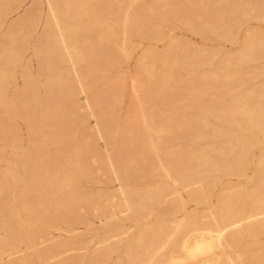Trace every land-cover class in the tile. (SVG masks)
<instances>
[{
  "label": "rangeland",
  "instance_id": "374dc122",
  "mask_svg": "<svg viewBox=\"0 0 264 264\" xmlns=\"http://www.w3.org/2000/svg\"><path fill=\"white\" fill-rule=\"evenodd\" d=\"M57 1L64 35L69 42L78 38L82 59L72 54L78 75L53 41L57 31L45 0H0V264H128V255L146 259L156 244L155 254L163 258L176 249L189 221L211 223V212L220 215L258 198L264 179L250 184L249 176L259 173L258 160L264 159L262 132L246 146L237 173L225 167L241 164L237 139L251 134L236 120L264 122V0ZM220 6L224 11L208 36L199 32L205 11ZM241 7L260 15L244 14ZM219 23L224 26L217 28ZM248 43L260 45L252 59L226 63ZM160 54L170 63L152 65V56ZM242 97L250 113L234 101ZM221 150L216 169L195 176L185 170ZM68 180L71 188L64 185ZM146 188L160 190L159 202L132 219L121 190ZM201 188V201L188 197ZM231 190L235 194L224 197L221 207V196ZM57 200L66 201L58 206ZM166 208L174 211L169 217ZM43 211L53 225L29 242L24 217ZM162 219L156 243L152 224ZM246 252L264 253V233L207 255H217L221 264H249ZM162 262L154 264H175Z\"/></svg>",
  "mask_w": 264,
  "mask_h": 264
},
{
  "label": "bare ground",
  "instance_id": "6f19581e",
  "mask_svg": "<svg viewBox=\"0 0 264 264\" xmlns=\"http://www.w3.org/2000/svg\"><path fill=\"white\" fill-rule=\"evenodd\" d=\"M217 1H220V0H217ZM226 1V0H225ZM229 1V0H228ZM60 2V1H59ZM151 2V1H150ZM93 4V3H92ZM224 4V3H223ZM221 4V5H223ZM236 4H239V3H236ZM45 5H46V10H47V13L48 15L50 16V18L53 20L54 22V25H55V28H56V31L55 33H53V41L54 42H58L60 44V49L62 50V55H65L66 57V60L68 62H71L70 63V67L72 69V71L74 72L75 75H78V72L79 70L76 69V63L74 61V59L72 58V54L75 53V55L77 56L78 55V58L77 59H82V56L80 54V51L78 49V46H77V43H78V38L75 36L71 37V42H69V39L67 36L64 35V29H65V26L62 25V19L60 17V15L63 13L62 12V8L60 9L61 6H59V3L57 0H45ZM158 5V4H157ZM247 5V4H246ZM245 5V6H246ZM192 6V5H191ZM226 6V5H225ZM232 6V5H231ZM239 6V5H238ZM222 6L220 7H217L215 9H211V10H207L205 11L206 13V17L204 18V21L203 23L200 25V28L198 29L199 32L205 34L206 33V36H208L207 33H209L207 30H210L212 29V26H213V23L214 21L216 20V18L222 13V10L221 9ZM251 7V6H250ZM101 8V7H100ZM106 8V7H105ZM208 8V7H207ZM206 8V9H207ZM211 8V7H210ZM209 8V9H210ZM214 8V7H213ZM232 8V7H231ZM205 9V8H204ZM227 10V8H226ZM237 10V9H236ZM241 11L244 12V14L246 13L247 15L250 14V15H253L254 17H258L257 14L258 13H255L252 12V9L251 8H244V7H241L240 8ZM238 11V10H237ZM98 12V11H97ZM226 12V11H225ZM241 12V13H243ZM204 13V14H205ZM224 13V12H223ZM231 13V12H230ZM227 14V13H226ZM242 14V15H244ZM100 15V14H99ZM138 15V14H137ZM260 15V14H258ZM48 16V17H49ZM50 19V20H51ZM94 19V18H93ZM51 20V21H52ZM138 19L135 18L133 20L134 23H137ZM130 21V20H129ZM223 21V20H222ZM83 22V21H82ZM221 22V21H220ZM224 23V22H223ZM223 23H219V25H217V28L219 27H222L224 26ZM124 24V23H123ZM215 24H216V21H215ZM132 25V24H131ZM188 25V24H187ZM232 25V24H231ZM67 26V25H66ZM134 26V25H133ZM125 27V26H124ZM166 27V26H165ZM80 28V27H79ZM128 28V27H127ZM133 28V27H132ZM129 29V28H128ZM126 30V29H124ZM133 31V30H132ZM136 31V30H135ZM50 33V32H48ZM47 33V34H48ZM98 33V32H97ZM51 35V36H52ZM102 35V34H101ZM49 37V35H47ZM232 36V35H231ZM228 37V36H227ZM70 38V37H69ZM89 38V37H88ZM229 38V37H228ZM247 38H250V37H247ZM87 41V39H85ZM123 41V39L121 40ZM248 41H250L248 39ZM88 43V42H87ZM261 43H264V42H261L260 41V44ZM94 44V43H93ZM105 44V43H104ZM88 45V44H87ZM100 46V45H99ZM264 46V45H262ZM261 46V48H262ZM59 47V46H58ZM98 47V46H97ZM258 47H260V45L258 44H247L244 49L242 50V52L236 57V58H233V59H227L226 60V63L227 64H230V63H233L235 61H243L244 59H252V56L253 54L255 53V50H258ZM95 48V47H94ZM112 48V47H111ZM123 48V47H122ZM121 53V52H120ZM100 54V53H99ZM111 54V53H110ZM114 54V53H113ZM92 57V56H91ZM152 65H156L158 64L159 65H164V63L168 60V58H166V56L164 55H154L152 56ZM62 58V57H61ZM64 59V58H62ZM176 61V59H174ZM43 61V60H42ZM88 61V60H87ZM129 61V60H128ZM234 61V62H233ZM45 62V61H43ZM182 63V61H180ZM170 62H168L169 64ZM189 63H195L194 61L191 60V62ZM196 63L197 60H196ZM167 64V65H168ZM178 64V63H177ZM184 64V62H183ZM225 64V63H224ZM187 65V64H186ZM186 65L184 66H181L182 68L186 67ZM108 66V65H107ZM170 66L169 67V76L172 75V77L175 75H173V70H174V64H173V60H172V65H168ZM176 66V65H175ZM225 66V65H224ZM69 67V66H68ZM88 67V66H87ZM109 67V66H108ZM178 67V66H176ZM180 67V68H181ZM188 67V66H187ZM157 68V67H156ZM119 69V68H118ZM176 69V68H175ZM187 69V68H186ZM158 69H156L157 71ZM160 70V69H159ZM147 72V74H153V72H151L150 70L146 69L145 70ZM155 71V72H156ZM165 72V71H164ZM160 73V72H159ZM159 73L157 75H159ZM167 74V73H166ZM80 76V75H79ZM167 76V75H166ZM169 79V78H167ZM171 79V78H170ZM169 79V80H170ZM212 81V80H211ZM202 89V88H200ZM58 90V89H57ZM59 91V90H58ZM87 98V97H86ZM59 99V98H57ZM237 105L239 106V108H241L242 110H244L245 113H250L251 110L249 108V104H248V101L246 98L242 97V98H238V99H235L234 100ZM87 102V101H86ZM53 103V102H52ZM60 105V104H59ZM237 106V107H238ZM234 109L233 108H228L225 112L228 113L229 115H232L234 113ZM225 113V114H226ZM159 117V116H158ZM154 119V118H153ZM161 119V117H160ZM157 121V120H156ZM143 122V121H142ZM150 122V121H149ZM158 122V121H157ZM108 123V122H107ZM145 123V121H144ZM152 123V122H151ZM155 124V123H154ZM159 124L162 126L164 123L163 121L159 122ZM98 125V124H97ZM145 125V124H144ZM236 125L244 130V131H249L251 134L249 135V137H245V138H238V142L240 143L239 146H241V149L242 152H240L241 154H238L239 156H236L237 158H239L241 160V164H239L238 162V159L235 158L236 162L238 163V165H234L233 167L232 166H226L225 169L231 173H237L240 168H242V163L244 164V161L246 159V152L245 150L246 149V146L248 144H254L256 142V137L257 135L255 134V132H262V134H264V122L259 121V119H252V118H249L247 119L246 121H243L242 120H239L237 119L236 120ZM191 127V126H190ZM156 131V130H155ZM252 133H254L255 135H253ZM161 135V134H160ZM137 139V138H136ZM139 140V139H137ZM154 146V145H153ZM179 147V146H178ZM166 148V147H165ZM164 149V148H163ZM167 150V149H165ZM165 150H162V152H164ZM172 150V149H171ZM218 152V151H217ZM229 152V151H227ZM232 152V151H230ZM236 152V151H234ZM169 153V151H167V154ZM213 153V152H212ZM220 153V154H219ZM163 154V153H161ZM165 154V152H164ZM163 154V155H164ZM170 154V153H169ZM168 154V155H169ZM173 154V153H172ZM175 154V153H174ZM173 154V155H174ZM211 154V153H210ZM218 155L216 157H210L209 155L208 156H202L201 158L197 159L198 161L196 162V164L194 166H188V167H185V170L187 172H190L192 175L191 176H195L198 172L199 174V171L201 170H209V169H213V168H217L219 167L220 165L218 164V158H219V155H223V151L221 150L220 152L217 153ZM225 154H226V151H225ZM230 154V153H229ZM228 154V155H229ZM215 155V154H214ZM213 155V156H214ZM235 155V154H234ZM166 156V155H165ZM176 156L177 153H176ZM227 156V155H225ZM198 157V156H197ZM167 158V157H166ZM170 158V157H169ZM173 157H171L172 159ZM176 158V157H175ZM119 159V158H118ZM165 159V158H164ZM179 160V159H178ZM184 161V160H183ZM27 162V161H26ZM75 165H77L78 163V159H76L74 161ZM258 170H259V173L258 174H255L254 176H249V183L250 184H253L254 182L256 181H259L260 179H264V159H260L258 160ZM74 165V166H75ZM112 165V164H111ZM177 165V164H176ZM219 165V166H218ZM241 165V166H240ZM182 166V165H181ZM184 166V165H183ZM240 166V167H239ZM77 168V166H75ZM113 167V165H112ZM181 169V168H180ZM82 170V169H81ZM257 170V171H258ZM72 171V170H71ZM162 171V170H161ZM174 171V170H173ZM177 171V169H176ZM184 171V170H183ZM215 171V170H214ZM79 173V169L74 173L72 171V174L73 176L76 178L77 175ZM203 174V173H202ZM254 174V173H253ZM167 175V174H166ZM179 175V174H177ZM150 176V175H149ZM181 176H184V175H181ZM181 178H184L185 180V176L184 177H181ZM189 179V177H187ZM203 179V178H202ZM187 180V179H186ZM183 181V180H182ZM68 184H64L66 185L67 188H71L72 185L70 184L71 181H67ZM125 184V183H124ZM63 184H61V186H64ZM245 185V184H244ZM58 186V185H57ZM225 186V185H224ZM250 187V186H249ZM138 188V187H137ZM149 188V187H148ZM251 188V187H250ZM151 189V188H150ZM147 190V188L145 190H143L142 192L141 191H133L132 189H126V190H121L122 194L125 196L124 197V204H127L129 209L132 210V215H131V218L132 219H137L138 216H140L141 214H143V212H145L146 210H148L151 206H155L157 205L156 203H158V198L160 199V194H162L160 192V190L158 189H155V190ZM154 189V188H153ZM227 189V188H226ZM51 190V189H50ZM222 190V189H221ZM205 189L201 188L199 190H193L191 191L188 195L189 198H191L193 201L195 202H199V200L201 201V196L203 193H205ZM244 191V190H243ZM250 191V190H249ZM224 192V191H223ZM48 194V193H47ZM235 194V191L234 190H231V192H229L228 194H223V196H221L223 200H219L220 202L224 201V197H227V196H231V195H234ZM245 196V195H244ZM60 198V197H59ZM80 198V197H79ZM132 198V200H131ZM246 198V197H245ZM62 199H63V196H62ZM65 199V198H64ZM220 199V197H219ZM73 200V199H72ZM19 201V199L17 197H14L13 198V202H17ZM62 200H57L55 203L56 205H60L62 202ZM66 200H64L65 202ZM178 201H180L178 199ZM52 202V201H51ZM50 202V204H51ZM63 202V203H64ZM73 202V201H72ZM218 203V202H217ZM68 204V203H67ZM66 204V205H67ZM71 204V203H70ZM68 204L67 207L70 205ZM173 204V203H172ZM180 204V202H179ZM219 204V203H218ZM221 204V203H220ZM182 205V204H181ZM226 205V204H224ZM231 205V204H230ZM61 206V205H60ZM171 206V205H170ZM221 207H223V202H222V205H220ZM219 207V209L217 208V210L220 211L221 207ZM175 207V206H174ZM9 209V207H8ZM51 209V207H50ZM176 209V207H175ZM225 209V208H224ZM223 209V210H224ZM46 210V208H45ZM44 210V211H45ZM221 210V211H223ZM43 211V212H44ZM173 209L172 208H166L164 210V213H168V217H169V214L173 213L172 212ZM15 212V211H14ZM49 212V211H48ZM48 212H44L42 213L41 215H37V216H28V215H25L24 217V220L27 222V225H26V228H25V237L26 239L31 242L35 237H37V234H39L41 232V230L43 228H49L51 227L53 224V217L52 216H49V213ZM210 212V211H209ZM161 213V212H159ZM177 213V212H176ZM221 213V212H220ZM219 214V213H218ZM214 214V212H211V216H212V222L211 223H208L205 222L203 223L204 225H201V226H196V225H191V221H189V224L185 225L187 226L185 231H183V234H181L182 236L181 239L178 241V242H175V247L176 249H173V250H167V252L162 256L163 258L159 255H156L155 254V249H157V246L159 247V244H156V246L154 248H151L150 249V252L147 254V257L146 259H141L140 257H137V256H127L128 257V264H154L156 262H162V260L165 262H170V263H175V264H181V263H192L193 262H196V264H221V262L218 263V256L217 255H212V256H209L207 255L208 251L209 250H212L213 248H217V247H230L232 246V244H235V243H239L243 238L245 237H253V236H256L258 234H261V233H264V191H262L258 198L255 199L254 201H251V202H245L244 205H242V207H239V208H232L231 207H226V209L220 214ZM187 215V214H186ZM16 216L19 218V219H22L23 217V214H21V209L20 207H16ZM163 216V215H162ZM52 217V218H51ZM184 217V216H183ZM159 219V218H158ZM182 218H180V221L182 222L183 219L181 220ZM187 219V218H186ZM178 221H179V218H178ZM179 221V222H180ZM188 221H185V222H188ZM163 222H164V219H162V221L160 220H156L155 222H153L152 224V229H153V239H155V236L158 232L161 233V230L163 229ZM170 222V221H169ZM173 222V221H172ZM184 222V223H185ZM166 222H164L165 224ZM176 223V222H175ZM230 223H234V227L232 229H229L227 228L228 224ZM193 224H194V221H193ZM173 226V225H172ZM179 226V223L176 224V228ZM182 227V226H181ZM9 228V227H8ZM141 231V229L139 230ZM138 231V232H139ZM143 231V230H142ZM175 231V230H174ZM164 232V231H163ZM165 233V232H164ZM173 233V232H172ZM140 234V233H139ZM141 235V234H140ZM139 235V236H140ZM168 235H166L167 237ZM16 237V236H15ZM135 236H131L129 237V241H133V239ZM158 237V236H156ZM164 238V237H163ZM162 238V239H163ZM170 238V236L168 237ZM179 239V238H178ZM140 241V238L139 237H136V242H139ZM150 241V240H149ZM154 241V240H153ZM156 241V239H155ZM154 242H151V244L155 243ZM168 241V239L166 240ZM165 241V243H166ZM129 242V243H130ZM172 242V241H171ZM135 243V242H134ZM156 243H158V241H156ZM163 243V242H162ZM5 244V243H4ZM138 244V243H137ZM161 244V242H160ZM164 246V245H163ZM171 246V245H170ZM234 246V245H233ZM153 247V245H152ZM255 247V246H254ZM161 248V247H160ZM107 249V248H106ZM169 249V248H168ZM109 251V249H107ZM47 251V250H45ZM162 251V250H161ZM43 252V251H42ZM45 253V252H43ZM47 253V252H46ZM45 253V254H46ZM40 254V253H39ZM146 254V253H145ZM44 255V254H43ZM142 255V254H141ZM240 255V254H239ZM250 255V258H251V261L249 262V264H260L262 261H264V253L262 252H254V253H249V252H246L245 256H248ZM96 259L101 257V254H96ZM229 258V257H228ZM247 259V258H246ZM26 260V259H25ZM220 260V259H219ZM235 260V259H234ZM243 260V259H242ZM245 261V260H244ZM248 261V260H247ZM224 262V261H223ZM233 262V261H232ZM231 262V263H232ZM236 262V261H235ZM235 262H233V264H235ZM242 262V261H241ZM126 263V261H125ZM163 263V262H162ZM246 263V262H245ZM248 264V263H247Z\"/></svg>",
  "mask_w": 264,
  "mask_h": 264
}]
</instances>
